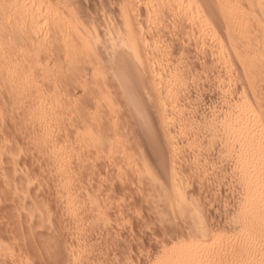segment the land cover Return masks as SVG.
Returning <instances> with one entry per match:
<instances>
[{
  "label": "bare ground",
  "instance_id": "6f19581e",
  "mask_svg": "<svg viewBox=\"0 0 264 264\" xmlns=\"http://www.w3.org/2000/svg\"><path fill=\"white\" fill-rule=\"evenodd\" d=\"M54 1L55 3H51L49 0H0V33L3 29H5V27H7L5 23L13 24V21L16 22L14 33L13 31H11L13 33V35L11 34L12 36L10 35L11 37L6 39L2 37L3 33L0 34V77L2 78L5 76L8 80L7 82H5L6 87H3L4 89L0 88V106L2 105V103H4V100H6L4 99L5 96H7L8 92L11 91V95L15 99H26L25 101L28 100V103L30 102V107L28 108L31 113L30 111L26 110L27 112H29L30 118L33 119V121L35 120L43 125L45 124V134H49L51 132L50 130L53 126H51L53 118L55 119L57 116H60L58 110L59 106L55 108V105H52L51 103L49 104L50 99L47 98L45 92L40 87H38V83V86L35 85L36 82L34 83V81L37 75L32 71L33 69L30 67L31 64L29 65V63H27L28 61L26 62L25 58L23 56V58L21 57L22 52L20 55L17 54L20 53V50L17 49H19L21 45L19 46L18 42L16 43L14 42V40L18 41L23 37H26L27 40L29 37H31L32 39V36L38 37L37 33H39L40 31H44L45 26H47V28L50 27L49 29H51L46 30L45 28V30L47 31L44 32L45 34L50 33V31L54 32L52 30L56 29L58 32V39H60L59 42L61 41V45L67 59L66 61L69 65H67L69 69L71 68L72 70L75 69L76 71H78L79 69L81 70V68H84L83 63H87L93 73V81L88 82L89 80H84V82H86V86H84L85 88H83L85 89V91H88L87 93L84 91V93H86L85 95L91 94L90 99H88L89 95L85 97L90 100V102L93 99V102L90 104H97L95 105V107L91 105L93 109L95 108L93 111L91 107H88L90 104L86 100L89 104L86 107L92 110L91 116L90 114H88L89 111H87V109L81 108L82 104L84 105V103H87L85 102L84 96L83 98H80L84 100V102L81 101L83 103L80 106V108L82 109H80L81 112L84 110V112H80V115H83H81V118L86 120L88 117V119H90L89 121H87V123L84 121L86 127L84 126L85 130L83 132H86L83 136L84 138L82 137V144L84 145L85 143L86 146V144H91L92 142L95 143L97 142V140H100L101 136L105 137V135L99 134H109L110 131L108 130H113L112 125L115 126L114 128L117 127V124H114L117 114L119 115L121 112V114L124 113L123 116L121 115L122 117L120 115L118 116L122 119L126 116V110L127 118L131 121H129L127 118H125V121H129L128 123L127 121H123L124 119L121 120L126 123V125L123 123V127L118 126L120 127L118 128V130L117 128L114 129L118 133H115L116 131H114L113 133L115 134L111 133L109 135H120L121 133H123L122 136L125 135L124 138L122 137L118 139V141L120 140L121 145V141H124V139H127V141L129 142L130 140L132 141V139H135V141H137L138 143L136 142L137 145H135L137 147L133 149H156L160 152V150L158 149H164V145L162 144V138L159 135L160 130L156 125L157 123H155L156 121L154 122V115L157 114L161 122L160 127L167 132V139L170 140L169 154L171 159L170 163L172 165L171 170H173L174 175H176L175 173H178V170H176L178 169L177 165L182 162V158L180 157L181 155L179 156L181 150L190 148L191 150L197 149L196 151L194 150V152H197L199 151L198 149L207 148L204 145L205 141L203 145L206 148L201 145V143L203 142L201 141V139L199 140L200 137L198 139L194 138V140L192 136V140L190 139V137L188 138L185 136L188 140L190 139V145H188L189 143L186 144L188 140H186V143H184L181 139L184 138V134H188L187 132L185 133V131H187L186 129H188L189 132V129L191 127L196 129L195 127L199 126V118L197 120L198 116L196 114H191L193 111L192 107H195V102H193L192 106L190 104L191 102L189 103V100H191L192 97L188 99V96L191 95L193 88H198L199 91L201 90V92L203 91L202 86L204 87V85L202 84V81L205 79L208 80V78L211 76L209 75V73H211L210 70H212V74L214 75V68L212 67V69L209 70V73L206 72V70H208L209 68H207V63H205V60H203V58L208 60L206 57L209 56V59H213V62L210 61L212 63V66L214 64V67L218 69L217 73L215 71V75L212 77L215 78L216 75L218 77L220 75L219 71H221L220 78L218 77L220 81L218 78L213 79L211 77V79H213L215 83L214 85L218 84V88L220 91H217L220 92L219 104H221V106L216 107L215 110L212 111V113L210 112V116L205 115V118H208V122L207 125L205 123L204 124L206 125L208 131L210 130L209 132L211 134L209 135L220 139L221 145L225 147V153L229 152L232 154L230 155L229 153H227L229 154V157L233 156L232 159L234 161V173L237 180L236 182H238V184L240 185L239 193L242 194L241 201H239L240 206L238 209L239 212L237 221V228L239 229V232H237L238 235L236 237V241H234L236 242V247H230L236 248V254L234 255V261L236 260V264H264V0H122V3L120 2V16L122 18L121 25L120 23H117V21L115 22L114 19H110L111 22H108L109 24H107L106 22V29L103 30L96 24L93 26L90 25L91 27H89L88 25L87 27L86 25L88 24V22L84 19L87 23L85 24V21L83 22L80 20L81 17L76 18L74 16V12L71 11L72 9L70 10L71 7H74L71 6L68 8V2L66 3L63 0ZM141 2L145 4L147 12V15L145 16L146 21L144 20V22L140 21V18L138 19V16L136 14V11L140 7ZM212 15L220 18L221 22L219 23H221V25L223 22L224 34H221L224 35L223 38L226 39L227 43H225L222 35L220 36L218 35V33H216L218 31H214V29L216 28L213 29V27L214 25L216 26V24L213 23L217 20V18L215 17L216 20L215 18H212V21L210 19ZM14 16H16V18ZM12 18H15V20ZM178 21H182L181 23H184L186 25V28L189 29V31L187 29V34H189V32L192 33V39L194 37L198 49L202 48L201 50H205L208 49V47H213L210 46V41H213L212 45L214 44V47L216 49H210V51H212L211 55H203V51V53H200L201 51L197 50L200 55H203L201 56L203 58L200 57L201 63L204 64L205 68V71H203V73H208L209 76L203 73V75H196L194 73L196 70L194 71L192 69L190 63L192 58L190 57L191 60L189 59V54L187 55L186 52L182 53V50H179L178 52H181L180 54H182L181 56H179L178 53H175L176 51H174V49L171 50L174 45L172 48L171 45L170 47H168L169 44H167V41H171V39L177 35L178 28H181V26L178 24ZM169 22H173V24L168 25H171V27L174 26V33H172L175 34L177 32L173 36H171L172 29H169L170 27L166 26L167 24L164 25V23ZM12 24L9 25V28L10 26H12ZM42 25H44V27H42ZM163 25L164 27H162ZM165 27L168 28V31L170 30L171 34H165ZM9 28L6 29L9 30ZM57 32L56 34L54 33V36H57ZM4 33L6 34V32ZM166 35H169L172 38H168L169 36L166 37ZM173 40L174 38L172 39V42L169 43L173 44ZM189 40H191V37ZM183 51L186 50L184 49ZM26 55L27 53L25 54V56ZM28 56L29 54L27 55V57ZM194 59L196 60V58ZM198 59L199 57H197V60ZM54 63L56 66L57 61H55ZM234 63L239 67V70L237 69L239 72H236V68H233ZM195 66H197V64ZM47 77L49 76L47 75ZM4 79L6 80V78ZM0 81L2 82V80ZM216 81H219V83H217ZM3 82L2 85L0 84L1 86L4 85ZM239 82L240 84L241 82L243 83V85L241 84L242 87L238 86ZM89 91L91 93H89ZM197 93L202 94L200 92ZM204 93L206 94V92ZM92 95L94 98L91 97ZM203 97L205 98V96ZM2 98L4 99L3 102L1 101ZM104 103L105 105H107L106 107L102 105ZM196 104V106H198L199 102H197ZM208 109L206 110V112L208 111ZM4 111L5 110H2L0 108V127L5 125V123H2L6 121H4L6 114ZM86 114L88 115L85 116ZM23 117H25V115ZM113 119L114 121L113 123H111V120ZM204 120L206 121L207 119ZM88 122L90 124L94 122V124L86 125L88 124ZM118 124L121 125L120 122ZM205 125L203 126L204 128ZM200 127H202V125H200ZM206 131H203L204 134ZM195 134L197 133L195 132ZM198 136H200V134L197 135V137ZM204 138L206 137L203 136V139ZM91 139L93 141L91 143H88L89 141H91ZM199 141H201V143H199ZM49 143L48 149H50V152L52 153L51 159H53L55 163L54 166H56L58 172L59 185L57 186H59L60 193L62 195L59 197H62V199L65 201L63 202L66 204L65 209L63 208L65 210L64 212L69 214V216L74 219V223L77 224L80 218L78 215V196L80 190L78 189V191L77 188L73 187L74 185L72 186V179L70 176L71 169L68 168L70 157L66 155L64 149H61L63 148L61 145H58L57 143ZM120 143L118 142V144ZM125 144L124 146H128L129 143L127 142V145ZM184 144L191 147L188 148L187 146H185V148ZM1 145L0 166L2 167L4 156L7 152L5 151L6 148L1 147ZM89 147L90 146H88V148ZM84 148L85 147L83 146L81 149ZM155 153L156 152H154L153 154ZM195 158H197V156H195L193 160H191V162L197 160V162H193L192 166L194 167L196 163L199 166L200 164L198 163L202 162L200 161V157L199 162L198 159ZM4 166L5 165H3V167ZM176 179L174 182V187L177 190L181 189V186L186 185V180V182H184V180L182 179L180 180L178 178L180 181ZM4 180L5 179H3V181ZM13 185L15 186L17 184ZM167 189L172 191L169 186ZM167 189L162 190H166L167 192ZM16 193H18V191ZM172 193L171 195L175 196ZM168 194H170V192ZM173 198L175 199V197ZM39 212L37 213L36 211L37 214H39ZM29 213L30 212H28V214ZM34 213L35 212H33V214ZM29 216L31 217L32 215L29 214ZM200 218L202 219V217ZM29 222L27 223L29 224ZM200 225H198L200 226L198 230V233L200 232V236H198L199 238L192 240L188 244H185L183 246L182 244H180L181 246H177L174 243V247L170 246L172 249L168 258L166 257L167 261L163 262L164 264L166 262L167 264H230L229 260L227 259L228 257L226 258L227 252L224 253L222 251L224 253L223 254L218 252V249V251H215L214 249V244L216 246H220V248L221 245H224L223 247L229 245V239L225 236L226 233L224 234L225 237L218 236L219 233H214L213 230L210 229L211 227L208 228L207 224L202 223ZM27 229L28 228L26 227L25 230ZM76 230L75 232H78ZM34 233L31 236L32 238L35 235ZM42 240L44 239L42 238ZM214 241L215 243L213 244ZM52 242L53 241H51V243ZM78 248L80 247L78 246ZM212 248L214 249V251L212 250ZM65 249H67V247ZM232 249L234 250V248ZM10 250H12V248ZM14 251L15 254L18 255L16 252H18L19 249L18 251ZM166 251H169V249ZM7 252L9 253L8 250ZM66 253L68 258L67 264H77L79 263V261H81V255L79 256V253L77 251L74 252L73 248L70 247L66 251ZM44 254H46V252ZM10 255L12 256V254ZM8 258H10V262L13 259V257L12 259L11 257ZM19 258L20 257H18V259ZM63 258L64 260L67 259L65 257ZM21 259L22 258H20V260ZM166 259L163 258V260ZM25 260L27 263V259H24V261ZM14 263L16 262L14 261ZM24 263L20 262L16 264Z\"/></svg>",
  "mask_w": 264,
  "mask_h": 264
},
{
  "label": "rangeland",
  "instance_id": "374dc122",
  "mask_svg": "<svg viewBox=\"0 0 264 264\" xmlns=\"http://www.w3.org/2000/svg\"><path fill=\"white\" fill-rule=\"evenodd\" d=\"M49 1L51 3H55L54 0ZM63 1L66 3L68 2V8L71 6L74 7H71L70 10L72 9L71 11L74 12V16L76 18L81 17V21L84 22L86 20L88 22L87 24L85 21L87 27L88 25L91 27L96 24L102 30L106 29L105 25L111 22L110 19H114L115 22L117 21V23H120L121 25L122 18L120 16V8L122 0H73V2L72 0ZM141 3L137 10L138 12L136 11V14L138 19L140 18L139 20L144 22V20L146 21L145 16L147 15V12L145 4L143 2ZM212 16L210 19L213 21L216 16ZM14 17L16 18V16ZM15 18L12 19L15 20ZM218 18L214 23H212L216 24V26L214 25L213 27V29L216 28L214 31H218L216 33L221 36V33L224 32V25L223 22L222 25L219 23L221 20ZM217 21L219 25L217 24ZM14 22L15 21H13V24L10 23L12 24L10 28V24L5 23L7 27H5V29H3L0 33H3L2 37L8 39L13 35L16 24V22ZM181 22L182 21H178V24L181 26V28L178 26V33L176 32V38L173 37V44L169 42H172L173 38L171 36L175 35L176 33L173 34L174 26H168L169 24H173V22L164 23V25L167 24L166 26L170 27L169 29H172L171 33L173 32L172 35L169 36L171 34L170 30L168 31L167 27H165L166 29L164 28L165 34L170 33L169 35H166V37L169 36L168 38H172L171 41H167V44H169L168 47L171 45L172 48L174 45L172 49H169H174V51H176L175 53H178L179 56L182 55L180 54L181 52H178L179 50H182V53L186 52L187 55L189 54V59L190 57L192 58V60L190 59L192 61H190L192 69L194 71L196 70L194 73L196 75H201L203 71H205L204 64L201 63L200 60L203 58L201 56H207V54L211 55L212 51H210V49L215 50L216 48L214 47V44L212 45L213 41H210V46L213 47H208V49L205 50H201L202 48L198 49L194 37V41L192 39V33L189 32V34H187L188 28H186V25ZM164 25L162 27H164ZM42 27H44V25H42ZM6 28H9V30ZM45 28L48 30L50 27L47 28V26H45ZM45 28L44 31L37 33L38 37L32 36V39L29 37L28 40L25 37L26 41L24 37L18 41L14 40V38L13 40L16 43L18 42L19 46L21 45L19 49H17L20 50V53H17V51L16 53L20 55L22 52L21 57L23 56L25 61H28L27 63H29V65L31 64L30 67L33 69L32 71L37 75L34 81V83L36 82L35 85L38 83L39 86H37L45 92L47 98L50 99L49 104L51 103L52 105H55V108L59 106L58 110L60 118L58 116L56 117L58 119L53 118V122L51 123V126H53L50 130L52 133L50 132L49 134H45V124L43 125L40 122L35 120L33 121V119L30 118V114L27 112L30 111L28 108L30 107V102L28 103V100L25 101L26 99H22V102V100H19L18 98L15 99L12 97L11 91L8 92L9 95L7 94L8 90L6 91L7 96L4 98L6 100L3 98L1 99L2 102L4 100V103H2V107L0 106V108L5 110L4 112L6 114L4 121H6L2 122L5 123V125H3L4 127H0V145L2 144L1 147L6 148V150H4L7 153L4 156L2 167L0 166V264H16L20 262H25L24 264H67L68 258L66 251L70 247L73 248L74 252L77 251L79 256L81 255L82 258L80 257L81 261H79L81 264H153L155 262V264H164L163 262L167 261L166 257L168 258L172 246L174 247L175 244L177 246H181L180 244H182L183 246L188 244L190 241L199 238L198 236H200V232L198 233V230L201 226L200 224L202 223L207 224L208 228L211 227L210 229L213 230L214 233L218 232L221 234L219 235L217 233L218 236H224L226 233L225 236L229 239V245L225 247H223L224 245H221L220 248V246H216L214 244V241V249L215 251L218 249L219 251H217L220 253L227 252L226 258L228 257L227 259L229 260V263L236 264V260L234 261V255L236 254V242L234 241H236V237L238 235L237 232H239V229L237 228V221L239 212L238 209L240 206L239 201H241L242 194L239 193L240 185L238 182H236L237 180L234 173V161L232 159L233 156L229 157V154H232L227 152V149L226 152L229 154L225 153V147L221 145L220 139L209 135L211 134L209 132L210 130L208 131L206 128L208 118H205V115L210 116L216 107L221 106V104H219L220 90L218 88V84H216L217 86L214 85L215 83L213 81L215 78H220L221 71H219L220 75L218 72V77L217 75L215 78L212 77L215 75V71L216 73L218 71V69L214 67L215 65L213 64L212 66V63L210 62L213 59H209V56L206 57L208 60L203 58L205 63H207V68H209L206 70V72L209 73V70L214 68V75L212 74V70H210L211 73H209V75L211 76L208 78L209 81L207 79H205L207 83L205 80H203L204 83L202 81V84L204 85V87L202 86L203 91L201 92V90L199 91L198 88H193V93L191 92V95L188 96V99L192 97V101L189 100L191 105L193 102H195V107L192 105L194 109L192 107L193 111L191 114H196L198 116L197 120L199 118V126H196V129L191 127L192 129L190 128L189 132L188 129H186L187 131H185V133L187 132L188 134H184V138L181 139L184 143H186L185 141L188 140L186 137H190V139H192V136L193 139H198L200 137L199 140L201 139L203 143H201V141H199V143L203 145L205 141L204 145L207 148L203 145L206 149H198L199 151L194 152V150L196 151L197 149L191 150L189 148L191 146L184 144V147L187 146L189 149H183L181 150L182 153H179V156L181 155L180 157L182 158V162L177 165L178 169L176 170H178V173L175 174L179 176H176L174 175L173 170H171L172 165L170 163L171 159L169 154L170 140L167 139V132L160 127L161 122L157 114L154 115V122L156 121L155 123H157L156 125L160 130L159 135L162 138V144L164 145V149H158L160 152L156 149H133L137 147L136 145L138 143L135 141V139H132V141L130 140V142L127 141V139H124V141H121V145L120 140L118 141V139L122 137L124 138L125 135L122 136L123 133L120 135H109L116 131L114 129L117 128L118 130V128L123 125V121H125V118H127L126 110V116L122 119L121 117L124 115V113L121 114V112L119 114L120 116L122 115L121 117H118L119 115L117 114L114 122V124H117V127L114 128L115 126L112 125V132L111 130H108L110 132L109 134L107 133V135L99 134L105 135L106 138L103 136L100 138L98 136L100 138L99 141L97 140V142H95L94 140L95 143H93V140L91 139V141L88 142H92L91 144H86L85 146L84 141V145L82 144V137L86 132H83L85 130L84 121L87 123V121L90 119H88V117V120L86 117V120L81 118L83 116L82 114V116L80 115L82 110L81 108L87 109V111H89L88 114L91 116V109H93L92 106L95 107V105H97L90 104L93 102V99L91 102L88 100L90 99L91 94H87L89 95L88 99L85 98L87 97L85 94L88 91L83 89L85 88L84 86H86V82H84V80H89L88 82L93 81V73L87 63H83L84 68H81V70L79 69L80 71H76L75 69L72 70L71 68L69 69L61 41L59 42L60 39H58L57 30H52L54 32L50 31V33H46L49 35H46L44 33L46 31ZM11 31H13V33ZM55 31L57 32V36L55 35L57 38L54 36V33L56 34ZM4 32H6V34ZM223 36L224 35H222V38ZM190 37L191 40H189ZM223 39L225 43H227L226 39ZM184 49L186 51H183ZM197 50H200V53L204 52L205 54L203 53V55H200ZM26 53L27 55L29 54L28 57L27 55L25 56ZM197 57H199L198 60L200 62L197 60ZM194 58H196V60ZM193 60L196 62L197 66H195L196 64ZM55 61H57L56 66L54 63ZM233 68H236L235 70H237L239 67L234 63ZM238 70L236 72H239ZM196 72H199L200 74H197ZM44 73L49 77H47V75L45 76ZM208 73L204 72L203 74L208 75ZM211 77L213 79H211ZM4 78H6V80ZM0 80H2V82L5 80L3 82V86H1L2 82L0 81V88L4 89L3 87H6L5 82L8 81L7 77H0ZM219 81L216 82L219 83ZM241 84L243 85L242 82ZM241 84L239 82L238 86L242 87ZM84 91L86 93H84ZM197 92L202 94H198ZM204 92H206L207 95ZM89 93L91 92L89 91ZM83 96L85 98V102L88 101L90 105L88 102L84 103V105L82 104L84 100L80 98H83ZM203 96H205V98ZM91 97H93V95ZM197 102H199L198 106H196ZM87 105H89L88 107H91V109L87 108ZM102 105L105 107L107 106L105 103ZM207 109L208 111L206 112ZM82 112H84V110ZM205 113L210 114L207 115ZM24 115L25 117H23ZM202 118L203 120H207L203 121ZM128 120L131 121L130 119ZM113 121L114 119L111 120V123H113ZM129 121H127V123ZM119 122L121 125L118 124ZM92 124H94V122L91 124L88 122L86 125ZM124 124L126 125V123ZM203 124L205 125L206 129L203 127ZM200 125H202V127H200ZM202 130H207L208 132L206 131L207 133L205 132L204 134ZM195 132L197 134H195ZM115 133L118 132L116 131ZM198 133L200 136L197 137V135H199ZM203 136L206 138L203 139ZM190 139L186 144L189 143L188 145H190ZM117 141L120 144H118ZM123 142L125 145H127V142L130 145L128 144V146H124ZM132 142L135 143L133 144ZM48 143H57L58 145H61L63 148H60L64 149L66 155L70 157L68 168L71 169L70 176L72 179V186L74 185L73 187L77 188V190H80H78V215L80 218L77 224L74 223V219L71 218L69 214L64 212L66 204L64 203L65 201L62 199V197H59L62 195L60 193L59 186H57L59 185L58 172L56 166H54L55 163L53 159H51L52 153L50 152V149H48ZM83 146L85 148L81 149ZM88 146H90V149ZM152 152L156 153L153 154ZM195 156H197L195 159H198V162L199 157L200 161L202 162L198 163L200 164L199 166L196 163L194 167L192 166L193 162H197V160L192 162L191 160H193ZM3 165L6 167H3ZM176 178H179L180 180L182 179L184 182L187 181L186 185L181 186V189H178L179 191L174 187ZM3 179L5 180L3 181ZM13 184L17 185L14 186ZM168 186L170 189H172V191L167 189ZM14 189L16 192L18 191V193H16ZM162 189H167L168 191L166 192V190L163 191ZM169 192L170 194H168ZM171 193L175 196H172ZM173 197H175V199ZM169 198L174 200H170ZM27 211L30 212L29 214L32 215V218L29 216ZM31 211L35 213L33 214ZM36 211L37 213L40 211L39 214H37ZM200 217H202V219ZM26 221L29 222V224ZM26 227L28 228L27 230H25ZM75 230L78 232H75ZM33 233L35 235L32 238L31 236ZM42 238L44 240H42ZM51 241L53 242L51 243ZM78 246L80 248H78ZM230 246H235L232 247L234 250ZM66 247L67 249H65ZM3 248L5 250L7 249L9 253ZM11 248L12 250H10ZM168 249L169 251H166ZM214 249L212 248L213 251ZM14 250L18 251L16 252L18 255L15 254ZM45 252L47 255L44 254ZM10 254H12V256ZM24 255L27 256L25 257ZM8 257H11V259L13 257L11 262L10 258ZM18 257L22 259L20 260ZM63 257L67 259L64 260ZM163 258L166 260H163ZM24 259H27V263L26 260L24 261ZM14 261L16 263H14ZM165 264H167V262Z\"/></svg>",
  "mask_w": 264,
  "mask_h": 264
}]
</instances>
